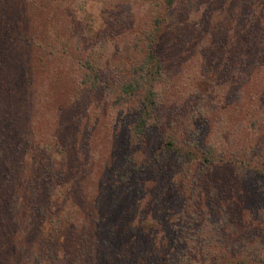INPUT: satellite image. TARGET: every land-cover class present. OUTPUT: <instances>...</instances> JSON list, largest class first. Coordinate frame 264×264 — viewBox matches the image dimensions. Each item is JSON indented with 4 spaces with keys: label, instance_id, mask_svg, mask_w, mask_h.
<instances>
[{
    "label": "trees",
    "instance_id": "trees-1",
    "mask_svg": "<svg viewBox=\"0 0 264 264\" xmlns=\"http://www.w3.org/2000/svg\"><path fill=\"white\" fill-rule=\"evenodd\" d=\"M98 1L112 12L89 34L62 18L64 0H0V72L21 67L31 94L26 131L2 129L0 140L48 152L28 174L0 160V264H264V0ZM189 61L202 75L190 79L206 85L184 101L177 89ZM66 65L61 83L53 67ZM40 84L57 88L63 106L39 108L50 100ZM75 101L82 113L64 121ZM111 108L117 115L106 118ZM76 118L77 139L60 142L52 124L68 131ZM102 120L119 130L105 135L119 151L109 197L89 173L93 159L75 179L63 175L88 161L81 149ZM55 194L64 197L56 208Z\"/></svg>",
    "mask_w": 264,
    "mask_h": 264
},
{
    "label": "rangeland",
    "instance_id": "rangeland-1",
    "mask_svg": "<svg viewBox=\"0 0 264 264\" xmlns=\"http://www.w3.org/2000/svg\"><path fill=\"white\" fill-rule=\"evenodd\" d=\"M68 3V9L70 11V13H63L62 14V18L64 17L65 19L68 20V17L71 16L73 17L74 20H76L75 24H74V28L76 26H78L79 24L82 26V30H84V32L87 33H92V31L94 29H98V28H105V25H107V23L109 22L110 17L107 18V20L105 21L103 17H105L108 13L112 12V9L108 8L107 4H105L104 2H100L98 0H64ZM117 9H120V7H118ZM123 11V10H121ZM120 11V12H121ZM119 14V11H117ZM115 10H113V13H117ZM127 13V12H126ZM131 12V16H132ZM121 14V13H120ZM70 18V17H69ZM102 20H104L105 22H103ZM114 31L117 33H120L121 30L118 28H115ZM111 45V44H110ZM109 45V46H110ZM22 54V53H21ZM111 55L110 51H106V56ZM16 56V57H15ZM20 54L12 52L8 54V58L9 59H14L15 58H19ZM24 56L26 57V62L28 64H30L32 62V60L34 59L32 55H29V53H25L24 52ZM21 58H19L18 60H20ZM25 60V59H24ZM48 62V61H47ZM49 63V62H48ZM190 66V61L187 64V67ZM6 69V67H5ZM195 67H189L188 70H186L184 68V72L182 71V75L179 79V82H181L180 87L177 90H183L185 96L184 101H190L192 100L191 97L193 96L192 94V88H196V90L200 91L202 89H204L205 85H206V81L203 82L204 80H197V81H192L190 79V74L194 73L195 75L199 74V70L198 72H196ZM54 71H58V73L61 75L60 76V82L64 83L70 76L69 72H67L68 70V66H63V67H59V66H55L53 67ZM206 73V71H208V67L204 70ZM16 73H14L11 77L8 73H6L5 71L0 72V86H4L5 90L3 91V94L6 95L3 98V95L0 96V131L2 129H5L8 134L10 135V137L12 135H14L16 133V130L24 132L26 131V117L27 114L29 112L28 109V103H29V96L30 94V88L29 85L27 83H24L25 79H23L22 76V71H21V67H18V70L15 71ZM202 76V75H200ZM210 77V74H208L205 78ZM22 81V83H21ZM16 82H19L16 84ZM11 83V84H9ZM185 84V85H184ZM183 88H182V87ZM41 87V91H50L49 97L50 100L49 101H42L40 103H42L41 105H39L38 107L41 108L42 105L50 103L49 106L51 107V105L54 104L56 106H63V101L60 100L62 97L59 94V90L55 87L50 88L48 85H42L40 84ZM52 91V92H51ZM98 95V91L97 89H95V91L93 92V96H92V101H94V97L96 98ZM8 97H10V100H6ZM5 99V100H3ZM81 101L83 102V98H81ZM96 103L94 102H90L91 108L96 106ZM166 107V106H165ZM168 107V104H167ZM65 109L63 111H61L59 114L62 115L63 120L67 121L68 118H70V116L76 115L77 113H82V109H83V105L80 104L78 101L71 103L69 106L64 107ZM35 107L30 105V111L33 114V111ZM220 109H224L223 105H220ZM106 111V110H105ZM213 111V110H211ZM127 112V113H126ZM115 109H108L106 111V118H108L110 115L116 116L117 114H115ZM120 113L124 114L126 120H129V111L126 110H122ZM129 113V114H128ZM70 114V115H69ZM78 115V114H77ZM104 117V115H102ZM60 120V119H59ZM205 121L203 120V126H205L206 129V133H208L209 135L212 134V132H214V128L216 127V122L214 121L213 116H209L208 118L205 119ZM33 121L35 122V119H33ZM46 122H50V119H47ZM68 122V121H67ZM44 123L45 121L43 119H40L38 121V130L42 131L41 135L45 136V132L46 129L44 128ZM106 122L100 121L99 124H97L96 126V137L95 139H93L92 141L88 142V146L87 148H82L81 151L87 153V156L83 157L84 160H88L86 163H83L81 165L77 166H70L67 165L65 168V171L63 170V175L65 177H69L72 176L76 177L75 175V170L77 168L81 169L85 166L87 167V164L89 165V163L91 162V159H93V165L90 167L89 169V173H91V175L95 176L94 177V181L98 184H102L104 183L101 188H103V190L101 192H103L104 194L102 195V197L110 196V189L107 188L109 185V181L111 180V173L109 172V169H111L115 164L114 163H118V156H119V151L117 146L115 145V143H112L110 140H106V136L105 135H110L112 136L113 134H116V132H119L118 127L115 126L116 123L113 124V127H109L108 130H106ZM82 125V121L79 118L75 119V123H72V126L70 129H68V131H64L60 122H55L52 124V127L54 128L57 136L56 137H60V142L62 141V143L66 142V139H63V137L65 135H67L70 138V141L74 140L75 137H78L77 134V129L78 127H80ZM228 126V125H226ZM67 137V138H68ZM76 137V139H77ZM156 134L151 136L146 144L145 147V151H144V155L148 156L150 153V149L152 147V141H154V138H156ZM19 140V139H18ZM68 140V139H67ZM7 140H0V149L2 150V158H0V160L3 161V165L4 163H8V165L10 167H12L13 170H17L20 169L21 167H23L24 171L26 172V174H28V172H30L29 170H33L32 169V160L34 158H37L40 156H47L48 152L47 151H41L40 149H38V146H35L32 143L25 145L22 150L17 149L14 150L13 147L8 148L7 146ZM91 152H93L94 154H92ZM53 158L58 159V157L60 155L57 154H52ZM61 157V156H60ZM58 161V160H57ZM29 164V166L27 167V165ZM4 168V167H3ZM2 169V168H0ZM87 169V171H88ZM218 170V169H217ZM83 175L87 176V173H83ZM210 177V176H209ZM215 178V176H212ZM210 177V179L212 178ZM81 179V178H79ZM78 179V180H79ZM77 180V181H78ZM87 183L86 181L84 182V184ZM75 186L79 185L78 183H76V180L74 181ZM65 186V185H64ZM70 190H72L71 186L68 188ZM120 196L118 195V198ZM62 198L61 195H53L50 198V205L54 206L55 208L60 206L62 203ZM101 198V195H100ZM117 197H114L113 199H116ZM120 199V198H119ZM47 230H49L48 226H47ZM58 240V239H57ZM56 243V242H55ZM99 244V243H98ZM104 245H102L103 247ZM110 250L106 249V247H104V249L102 250V255H107L109 254ZM112 257V255H108L105 256V258H110ZM220 264H228L227 262H220Z\"/></svg>",
    "mask_w": 264,
    "mask_h": 264
}]
</instances>
